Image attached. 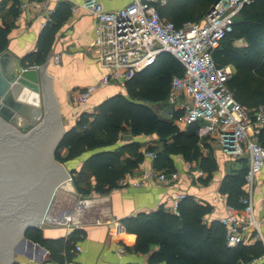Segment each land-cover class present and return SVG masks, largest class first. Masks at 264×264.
I'll return each instance as SVG.
<instances>
[{
    "label": "trees",
    "instance_id": "trees-1",
    "mask_svg": "<svg viewBox=\"0 0 264 264\" xmlns=\"http://www.w3.org/2000/svg\"><path fill=\"white\" fill-rule=\"evenodd\" d=\"M10 1L9 11L15 17L20 0ZM214 2L216 0H163L156 3V10L160 17L178 27L200 20ZM66 5L59 1L52 10L50 21L37 38L36 50L20 59L23 67L44 64L55 32L68 16ZM8 30L7 24H0V53L6 50ZM220 40L219 46L212 51L213 61L217 66H231L227 88L237 103L250 110L264 102V0L243 4L233 19L231 30ZM155 59L125 81L123 93L102 100L91 113H81L59 140L53 156L63 164L89 151L78 171L69 170L72 186L79 194L87 195L90 191L104 194L116 188L118 180L144 159L142 152L137 150L140 143L136 140L115 149L106 148L115 144L119 132L126 129L132 136L154 134L158 138L161 148H146L154 152L152 166L158 170H176L171 155L178 152L188 161L198 160V168L207 173L205 181L215 171L216 160L199 151L198 123L180 131L172 121L176 112L164 119L151 107L167 103L170 80L183 71L181 63L166 52ZM259 138L264 146V134ZM62 148L66 149L64 153H61ZM235 162L236 168L223 175L218 190L225 196L227 205L240 210L243 208L240 197L246 193L247 164L240 158ZM83 179L90 182L88 188L81 186ZM211 210L209 203L184 194L175 212L159 205L152 211H138L122 217L121 225L132 236V241L128 244L122 239L121 243L125 249L148 253V264H258L255 259L264 252L260 241L254 239L228 246L223 226L218 221L205 219ZM79 233L74 229L66 240H54L44 238L39 228L30 227L24 237L46 249L52 262L64 264L71 258L69 250ZM12 264L20 263L14 261Z\"/></svg>",
    "mask_w": 264,
    "mask_h": 264
},
{
    "label": "built area",
    "instance_id": "built-area-1",
    "mask_svg": "<svg viewBox=\"0 0 264 264\" xmlns=\"http://www.w3.org/2000/svg\"><path fill=\"white\" fill-rule=\"evenodd\" d=\"M58 1L68 3L71 14L78 8L92 14L94 36L87 50L105 69L98 86L70 91L69 102L81 107L98 87L111 82L123 88L134 72L153 63L158 54H170L183 68L180 76L171 78L166 99L172 108L170 115L177 113L172 119L174 124L182 131L188 125L198 123L196 135L201 143L215 142L223 156L245 159L247 164L244 177L246 193L240 197L243 208L238 210L226 205L223 213H216L212 209L205 219L218 221L223 226L228 246L257 239L264 248L252 198L255 187H259L264 208V175L263 179L257 177L264 172V146L259 141L260 135L264 134V102L250 110L237 103L226 85L232 73L231 66H217L212 56L220 39L231 30L233 19L241 6L251 0H217L200 20L185 22L178 27L160 17L156 10V3L163 0H131L127 5L113 10H106L99 0H81L79 4L77 0ZM47 7V0H31L20 4L21 10H45L43 25L50 21L52 9ZM59 59L60 56L54 54L50 61L57 63ZM38 68V64L23 67ZM142 154L150 159L155 158L153 151L144 150ZM199 174H202L201 170ZM152 180L168 186L176 184L180 174L177 170L167 172L151 165L136 177L122 179L120 184L138 187ZM183 195L176 194L172 211L175 212L177 202ZM77 211L75 208L66 217L67 225L74 222ZM208 215L213 218L209 220ZM40 222L49 224L54 219L45 215ZM37 228L41 229L42 226ZM75 248L79 249V246ZM118 250L123 252V248ZM255 261L264 264V252Z\"/></svg>",
    "mask_w": 264,
    "mask_h": 264
},
{
    "label": "crops",
    "instance_id": "crops-1",
    "mask_svg": "<svg viewBox=\"0 0 264 264\" xmlns=\"http://www.w3.org/2000/svg\"><path fill=\"white\" fill-rule=\"evenodd\" d=\"M25 1L31 0H20V4ZM99 1L106 10H113L127 5L131 0ZM77 2L79 4L81 0H77ZM11 3L10 0L3 3L0 0V24L4 22L9 26L6 50L16 60L20 61L22 57L36 50V41L44 26L46 12L43 9L34 12L31 9L21 10L19 6L18 15L13 17L9 11ZM47 3V8L54 10L58 6L59 1L47 0ZM66 4L68 16L66 20L60 23L55 32L48 54L50 56L43 67L44 73L51 79L50 88L57 101L59 121L64 131L70 129L81 113L93 112L94 108L102 100L120 92L117 84L106 85L98 87L81 107L73 106L69 102L70 91H81L91 85L98 86L105 69L87 50L88 44L94 36V18L92 14L81 8L71 14L69 4ZM54 54L60 56L57 63L50 61L51 56ZM37 79H39V68L37 69ZM121 93H123V90ZM38 95L39 106L42 107L43 99L40 79L38 82ZM167 106L170 110L165 117L161 116L164 119L169 118L171 114V106ZM33 118H39L40 120L41 116L33 114ZM16 122L23 124L26 120L25 118H20L16 119ZM124 131H126L125 135L119 132L118 141L106 148L115 149L125 142L136 140L140 143L137 150L143 152L149 146L161 144L154 134L150 136H132L127 129ZM146 141L148 143H144ZM199 147L204 148L205 145L202 146L200 142ZM65 150V148H62L61 153H64ZM88 154V152H84L77 158L66 162L69 170L74 168L78 171ZM203 155H205L204 152ZM125 157L126 155L123 154V158ZM171 157L175 169L180 174V180L176 184L165 186L152 180L138 187H132L129 184L121 185L120 181L122 179L136 177L142 170L151 167L153 159L144 157L136 168L125 173L118 180L116 188L104 194L90 191L89 194L84 195L80 207H76V204L79 203V197L67 189L69 185H72V181H70L69 185L67 184L66 188L57 186L44 214L53 218L54 222H50V226L42 227L40 230L44 238L54 240H66L69 233L74 229L80 231L79 238L69 250L71 258L64 264H148V253H136L133 250L125 249L122 245V239L130 244L132 236L124 231L120 221L122 217L135 214L138 211H152L159 205H163L166 209H171L177 193L190 194L200 202L209 203L216 213H223L227 203L225 196L219 192L218 188L223 175L228 172L224 171L218 175L216 174V168L209 179L205 181L207 173L198 168V166L195 167L197 168L196 170L192 168L194 165L193 161H188L176 155ZM176 158L180 162L175 161ZM186 164L189 166H186ZM199 170L202 171V174H199ZM91 180L93 182V177H91ZM252 198L253 212L259 220V229H261L264 239V208L260 191L257 190ZM75 208L78 211L73 218L74 222L67 225L66 217ZM211 218L213 217L208 215V219L210 220ZM14 245L11 247V255L12 257L17 256L20 264H55L50 260L46 249L42 251L32 247L30 256L28 255L29 246H24L23 251H15ZM76 245L79 246V249L75 248ZM119 248H123V252H120ZM154 248V246H151V249Z\"/></svg>",
    "mask_w": 264,
    "mask_h": 264
},
{
    "label": "water",
    "instance_id": "water-1",
    "mask_svg": "<svg viewBox=\"0 0 264 264\" xmlns=\"http://www.w3.org/2000/svg\"><path fill=\"white\" fill-rule=\"evenodd\" d=\"M45 62L39 65L43 99L40 107L37 69H23L8 50L0 53V150H5L0 157V264L19 262L17 256L11 255L17 241L15 251L29 246L30 256L32 247L44 250L26 239L24 233L30 227L50 226L40 221L54 189L66 188L71 181L68 165L53 156L65 131L51 92V79L43 71ZM33 114L41 116L40 120ZM20 118L26 122L18 124L16 119ZM67 189L79 197L77 204L81 205L84 195L72 185Z\"/></svg>",
    "mask_w": 264,
    "mask_h": 264
},
{
    "label": "rangeland",
    "instance_id": "rangeland-1",
    "mask_svg": "<svg viewBox=\"0 0 264 264\" xmlns=\"http://www.w3.org/2000/svg\"><path fill=\"white\" fill-rule=\"evenodd\" d=\"M237 44H239V43H241V42H236ZM108 85H116L114 82H111L110 84H108ZM118 87H119V85H118ZM118 90L120 91V92H122V88H118ZM167 102V101H166ZM167 104V103H166ZM166 104H157V105H151V107L155 110V112H157V114L159 115V116H166L169 112V108H168V106L166 105ZM171 110H172V108H171ZM168 117H169V115H168ZM126 131H124V130H122L121 131V134L123 135H125L126 133H125ZM122 135H121V137H122ZM143 141V140H142ZM144 143H148L147 141L146 142H144ZM169 143H170V141H169ZM158 148H161V144H157L156 145ZM202 146H203V144H202ZM201 147V146H200ZM199 147V151L201 152V150H202V154H203V152L205 153V155L206 156H208L209 155V157H212L213 159H215L216 160V168H217V170H216V174H221L222 172H230L231 171V169L232 168H236V166H237V163L235 162V160H237L238 158H234V157H231V158H229V157H226V156H223V154L220 152V150L216 147V144H215V142L213 143V142H207V145L204 147V148H200ZM172 149H174L175 151H177L175 148H172ZM88 153H89V151H87ZM87 154V153H86ZM180 156L181 158H183V156L182 155H180V153H178V152H176V153H173L171 156ZM175 161H179L180 162V160H178L177 158L175 159ZM192 161L194 162V165H193V167L192 168H195V167H197L198 166V160L197 159H192ZM197 168H195V170H196ZM263 175H264V172L263 173H260L257 177H258V179H263ZM78 176V175H77ZM72 181V180H71ZM86 182V183H85ZM81 186L82 187H85V188H88L89 186H90V182L88 181V180H86V179H83V181L81 182ZM262 186H263V184H262ZM257 190H259V187H255V190H254V192H253V194L257 191ZM260 191V190H259ZM261 243V242H260ZM11 251H12V249H11Z\"/></svg>",
    "mask_w": 264,
    "mask_h": 264
},
{
    "label": "flooded vegetation",
    "instance_id": "flooded-vegetation-1",
    "mask_svg": "<svg viewBox=\"0 0 264 264\" xmlns=\"http://www.w3.org/2000/svg\"><path fill=\"white\" fill-rule=\"evenodd\" d=\"M5 152V150H0V157H1V152ZM11 155H13V154H11ZM16 159L18 160L19 159V156L17 155L16 156ZM1 161V160H0ZM1 163H2V161H1ZM17 166H18V168L20 167V162L19 163H17ZM3 199H5V198H3ZM1 211V210H0ZM6 211V210H5ZM5 211H3V212H5ZM3 212H1V213H3Z\"/></svg>",
    "mask_w": 264,
    "mask_h": 264
}]
</instances>
